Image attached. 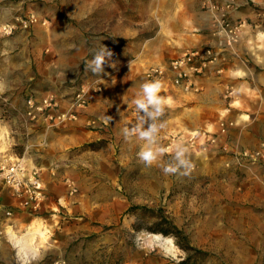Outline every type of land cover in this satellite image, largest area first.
<instances>
[{
	"label": "rangeland",
	"instance_id": "rangeland-1",
	"mask_svg": "<svg viewBox=\"0 0 264 264\" xmlns=\"http://www.w3.org/2000/svg\"><path fill=\"white\" fill-rule=\"evenodd\" d=\"M199 10L195 0H0V153L56 177L36 213L2 193L12 215L0 214V264H263L264 242L243 227L248 207L264 215L245 199L264 198V0H242L245 54L218 93H160L171 106L159 144L190 149L187 175L146 167L137 157L143 141L122 134L137 119L132 101L146 70L198 44ZM101 46L116 67L98 76L85 65ZM82 89L77 120L26 119L28 96L53 94L67 109ZM253 118L256 147L235 150L231 131ZM37 218L45 238L30 240Z\"/></svg>",
	"mask_w": 264,
	"mask_h": 264
},
{
	"label": "built area",
	"instance_id": "built-area-1",
	"mask_svg": "<svg viewBox=\"0 0 264 264\" xmlns=\"http://www.w3.org/2000/svg\"><path fill=\"white\" fill-rule=\"evenodd\" d=\"M202 12L207 15V32L212 39L209 45L197 46L171 58L168 62L150 66L146 70L147 81L160 80L161 92L201 90L199 77L214 67L221 74L226 68L230 54H234L240 43L242 33L249 26L247 19L237 16L240 0H195ZM29 23L35 21L32 16ZM27 25V22H24ZM87 105L85 89L79 91L67 109L61 107L53 94L42 97L28 96L25 100V117L31 123L54 126L77 120L79 108ZM224 122L221 123L223 127ZM225 131V128H222ZM46 186L40 169L29 168L25 159L15 154L0 153V214L11 216L7 209L10 202L4 201L2 193L7 191L15 204L29 213L38 212L45 202ZM10 218V217H7ZM7 223L0 222V251L6 233ZM60 264V262H58ZM264 264V257H263Z\"/></svg>",
	"mask_w": 264,
	"mask_h": 264
},
{
	"label": "clouds",
	"instance_id": "clouds-1",
	"mask_svg": "<svg viewBox=\"0 0 264 264\" xmlns=\"http://www.w3.org/2000/svg\"><path fill=\"white\" fill-rule=\"evenodd\" d=\"M112 57L113 52L101 46L92 59L87 61L86 70L99 76L105 72V65L116 67ZM162 88L160 80L146 81L140 86V91L132 101L138 113L137 119L131 126H125L122 134L126 141H132L133 138L143 141L137 157L146 167L159 166L166 175L181 172L187 175L195 166L190 158V149L183 143H176L174 147L159 144L160 132L166 127V121L162 118L165 109L171 106V99L160 94ZM111 120L112 117L108 116L105 123ZM168 154H171L170 158L164 163L163 158Z\"/></svg>",
	"mask_w": 264,
	"mask_h": 264
},
{
	"label": "crops",
	"instance_id": "crops-1",
	"mask_svg": "<svg viewBox=\"0 0 264 264\" xmlns=\"http://www.w3.org/2000/svg\"><path fill=\"white\" fill-rule=\"evenodd\" d=\"M197 3V2H196ZM240 4L242 7V0H240ZM198 6V4H197ZM199 7V6H198ZM240 10L236 13L237 16H241L242 13L244 12V10ZM200 11V10H199ZM201 12V17H200V22L199 24L196 26V29L201 31L202 33L200 40L198 41V44L195 46H202V45H209L212 43V39L210 38L208 32H207V25H208V19H207V15L202 11ZM251 29H247L242 33V37L240 40V43L238 44L235 53L234 54H230L228 60L226 61V68L224 70L223 73L219 74L216 71V68L212 67L210 69H208L203 75H201L199 77V83L200 86L202 88L201 90V94H203L204 96L207 95V97L209 96H214L215 93H218V91L220 90V86L224 85L225 83L222 81L224 78V73L228 70H231L233 68V66L237 63L236 59H240V61H242L241 59L243 58V54H245L244 52V45H245V38L248 34L247 31H250ZM260 35V33H259ZM263 35V34H262ZM248 116V115H247ZM256 119V118H255ZM254 118L252 120H244L243 122V126H246V129H234L233 131H231V135H230V144L231 146L235 149V150H242V149H253L256 147L259 138L257 136H255L254 134H252V132L249 130V127L253 124H255L256 120ZM195 132V131H194ZM56 170V169H55ZM51 174V173H50ZM52 175V174H51ZM49 177V180L47 178H42L46 188L49 190L50 188H52L53 183L56 184V177L51 176ZM256 192H248L247 195L245 196V199H247V202H251V203H256V206H263L264 207V198L263 195L262 197H259ZM261 193V192H260ZM264 194V193H263ZM254 207H248L245 211H246V216H249V218H245L243 220H245L246 225H244L243 229V233L246 236L247 239H251L253 237L256 238H260L261 241L264 242V215L262 216V214L258 213L256 214L253 211ZM264 212V211H263ZM40 218H37L34 222V224L28 229L27 233H31L33 229L39 227L38 226V222H36L37 220H39ZM41 221V229L44 232L43 229L44 228V224L42 219ZM0 222H3V220H0ZM10 230V231H9ZM8 233L10 234V236L13 237V234L15 233L11 228H9ZM14 232V233H13ZM44 235V234H43ZM37 237V236H36ZM45 238V235H44ZM2 249V248H1ZM36 249V248H35ZM37 252V250H36ZM36 254V253H35Z\"/></svg>",
	"mask_w": 264,
	"mask_h": 264
},
{
	"label": "bare ground",
	"instance_id": "bare-ground-1",
	"mask_svg": "<svg viewBox=\"0 0 264 264\" xmlns=\"http://www.w3.org/2000/svg\"><path fill=\"white\" fill-rule=\"evenodd\" d=\"M41 219H39V220H37L36 222H38V226L39 227H37V228H35L34 229V231L32 230V232L31 233H27L29 236H30V240H32L33 238H34V235L35 234H40L41 236H43V234H44V232L42 231V229H41V221H40ZM10 231V230H9ZM26 242V241H25ZM23 245H24V243H23ZM25 248V247H24ZM26 249V248H25ZM22 250V249H21ZM23 253H24V251H23Z\"/></svg>",
	"mask_w": 264,
	"mask_h": 264
},
{
	"label": "trees",
	"instance_id": "trees-1",
	"mask_svg": "<svg viewBox=\"0 0 264 264\" xmlns=\"http://www.w3.org/2000/svg\"><path fill=\"white\" fill-rule=\"evenodd\" d=\"M160 232L165 233V234L170 233L169 231H165V230H161ZM175 233H176V234H175L176 236H177V235H180V234H179V233H180L179 230H176Z\"/></svg>",
	"mask_w": 264,
	"mask_h": 264
}]
</instances>
